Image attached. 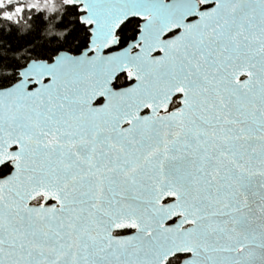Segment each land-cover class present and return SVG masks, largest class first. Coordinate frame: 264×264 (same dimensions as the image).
Segmentation results:
<instances>
[{
  "label": "snow or ice",
  "instance_id": "snow-or-ice-1",
  "mask_svg": "<svg viewBox=\"0 0 264 264\" xmlns=\"http://www.w3.org/2000/svg\"><path fill=\"white\" fill-rule=\"evenodd\" d=\"M0 264H264V0H0Z\"/></svg>",
  "mask_w": 264,
  "mask_h": 264
}]
</instances>
